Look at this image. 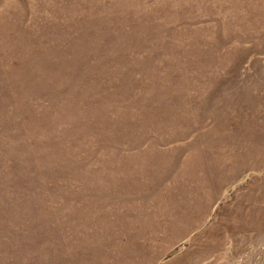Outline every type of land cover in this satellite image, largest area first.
Wrapping results in <instances>:
<instances>
[{
	"label": "rangeland",
	"instance_id": "rangeland-1",
	"mask_svg": "<svg viewBox=\"0 0 264 264\" xmlns=\"http://www.w3.org/2000/svg\"><path fill=\"white\" fill-rule=\"evenodd\" d=\"M0 264H264V0H0Z\"/></svg>",
	"mask_w": 264,
	"mask_h": 264
}]
</instances>
